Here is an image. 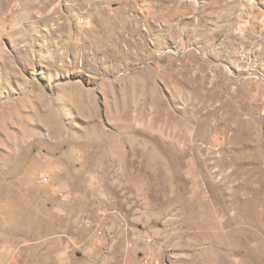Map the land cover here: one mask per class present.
Instances as JSON below:
<instances>
[{
  "label": "rangeland",
  "instance_id": "374dc122",
  "mask_svg": "<svg viewBox=\"0 0 264 264\" xmlns=\"http://www.w3.org/2000/svg\"><path fill=\"white\" fill-rule=\"evenodd\" d=\"M0 264H264V0H0Z\"/></svg>",
  "mask_w": 264,
  "mask_h": 264
}]
</instances>
